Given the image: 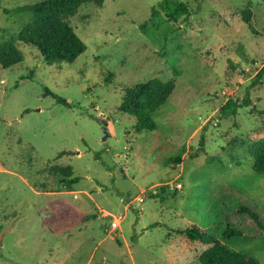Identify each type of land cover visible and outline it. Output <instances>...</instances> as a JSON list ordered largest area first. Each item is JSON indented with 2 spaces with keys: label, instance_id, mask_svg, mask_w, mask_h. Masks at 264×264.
I'll return each mask as SVG.
<instances>
[{
  "label": "rangeland",
  "instance_id": "obj_1",
  "mask_svg": "<svg viewBox=\"0 0 264 264\" xmlns=\"http://www.w3.org/2000/svg\"><path fill=\"white\" fill-rule=\"evenodd\" d=\"M39 1L0 0V40L30 19L7 10ZM161 1L84 5L71 24L87 51L74 63L48 65L18 42L23 61L0 66V264H200L207 246L179 233L194 225L218 235L239 264H264V174L253 170L264 155V114L253 111H264V76L253 108L220 118L264 67V0H181L190 24L169 20ZM152 78L174 79L176 89L154 116L157 130L138 134L120 105ZM55 164L81 181L70 186ZM56 202L87 221L53 234L42 217ZM228 222L241 235L221 237Z\"/></svg>",
  "mask_w": 264,
  "mask_h": 264
},
{
  "label": "trees",
  "instance_id": "obj_2",
  "mask_svg": "<svg viewBox=\"0 0 264 264\" xmlns=\"http://www.w3.org/2000/svg\"><path fill=\"white\" fill-rule=\"evenodd\" d=\"M93 5L98 9L104 7L105 0H41L36 3L23 5L16 10L7 12L25 13L30 15V19L25 23L17 35H10L0 40V66L10 69L20 64L23 59L17 47V43H25L38 49L43 60L48 65L61 63H74L87 51V45L77 36L72 27L71 20L74 15L84 6ZM166 17L174 23L190 24L193 12L189 10L187 4L181 0H162L158 4ZM176 75H178L176 73ZM264 76V67L258 72L256 80L247 88L245 97L238 101L230 99L222 108L220 118L229 119L236 117L239 110L254 106L251 100V90L259 86L260 80ZM176 89L174 79L163 81L160 78H152L147 83L138 87H130L126 90L125 96L120 105V111L129 115L135 121V132H153L157 130L154 119L156 113L164 106ZM45 95L53 96L57 103L70 108L71 105L56 94L46 91ZM260 114L259 111L253 108ZM206 137L202 135L201 146L205 147ZM67 153L60 152L56 160L61 159ZM215 158H208L207 163L212 164ZM174 163L181 164L180 158ZM53 174L66 179L72 186L81 181V177L75 176L73 167L70 165L55 164L52 166ZM253 170L258 174H264V155H257ZM240 214L248 215L251 222L262 228L259 216L252 208L242 206ZM87 216L79 212L75 207L66 202L50 203L47 214L42 217V225L53 234L62 230L74 228L84 224ZM191 242H201L207 248L199 257L200 264H239V256L229 247L224 245L218 235L206 231L197 225L179 231ZM221 237L231 239L241 235V230L233 223L220 230ZM2 238H0V241ZM243 264H258L250 258Z\"/></svg>",
  "mask_w": 264,
  "mask_h": 264
},
{
  "label": "built area",
  "instance_id": "obj_3",
  "mask_svg": "<svg viewBox=\"0 0 264 264\" xmlns=\"http://www.w3.org/2000/svg\"><path fill=\"white\" fill-rule=\"evenodd\" d=\"M140 201H141V202H143V200H142V199H141ZM119 223H120V221H119V220H117V221L113 222V223H112V229H113V230H116V229H118V225H119Z\"/></svg>",
  "mask_w": 264,
  "mask_h": 264
},
{
  "label": "water",
  "instance_id": "obj_4",
  "mask_svg": "<svg viewBox=\"0 0 264 264\" xmlns=\"http://www.w3.org/2000/svg\"><path fill=\"white\" fill-rule=\"evenodd\" d=\"M104 133H105V138H104V140H106V139H108V136H109V132H108V129H107V127L106 126H104Z\"/></svg>",
  "mask_w": 264,
  "mask_h": 264
}]
</instances>
